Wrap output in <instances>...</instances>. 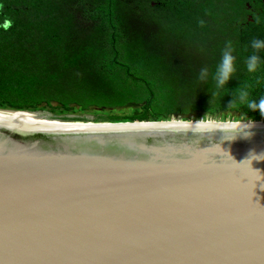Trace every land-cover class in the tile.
<instances>
[{
	"label": "water",
	"instance_id": "1",
	"mask_svg": "<svg viewBox=\"0 0 264 264\" xmlns=\"http://www.w3.org/2000/svg\"><path fill=\"white\" fill-rule=\"evenodd\" d=\"M236 122L68 121L0 109V264H105L14 259L13 251L243 253L264 226L241 180L244 163L264 155V120ZM251 167L262 178L253 202L264 207V160Z\"/></svg>",
	"mask_w": 264,
	"mask_h": 264
},
{
	"label": "trees",
	"instance_id": "2",
	"mask_svg": "<svg viewBox=\"0 0 264 264\" xmlns=\"http://www.w3.org/2000/svg\"><path fill=\"white\" fill-rule=\"evenodd\" d=\"M247 2L253 4L9 1L10 25L0 29V109L68 121L264 120L246 106L247 100L264 97V49L252 47L253 40H264V9L248 22ZM143 6L159 22L160 31L153 30L159 38L155 45L152 36L136 39L126 32L124 11ZM228 42L235 72L226 86L217 88L215 73ZM253 54L260 61L250 73L246 62ZM202 68L208 70L204 80L199 79ZM242 91L249 93L244 102L239 100Z\"/></svg>",
	"mask_w": 264,
	"mask_h": 264
},
{
	"label": "snow or ice",
	"instance_id": "3",
	"mask_svg": "<svg viewBox=\"0 0 264 264\" xmlns=\"http://www.w3.org/2000/svg\"><path fill=\"white\" fill-rule=\"evenodd\" d=\"M264 160V155L251 156L243 165L242 184L246 191V204L256 219L260 218L264 221V207L257 206L253 202L251 195L256 187V181L261 180V175L258 171H254L251 167L253 160ZM246 179V183L243 182ZM264 183L261 184V186ZM12 258L26 260H44V261H74V262H125L139 261L145 264H153L159 261H214V260H242L246 264H264V226L261 227L260 239L243 253L239 255H223L213 252H171L168 250H96V251H65V252H48L40 254H21L13 251Z\"/></svg>",
	"mask_w": 264,
	"mask_h": 264
},
{
	"label": "clouds",
	"instance_id": "4",
	"mask_svg": "<svg viewBox=\"0 0 264 264\" xmlns=\"http://www.w3.org/2000/svg\"><path fill=\"white\" fill-rule=\"evenodd\" d=\"M253 49L260 50L264 49V40L255 39L252 41ZM233 48L231 42H228L225 46V49L222 53L220 63L217 66V70L215 73V80L217 88H222L228 84V82L232 79L233 73L235 72V57L232 54ZM260 57L258 55H251L248 57L246 62L247 70L250 73H254L257 71L259 65ZM208 76V70L206 68H202L200 70L199 79L204 80ZM249 93L247 91H242L239 95V100L241 102L246 101ZM233 101H229L231 105ZM247 108L253 112H259L261 117H264V97H261L259 100H247L246 104ZM199 127L203 126L202 121H197ZM241 122L237 121L235 124V128H240Z\"/></svg>",
	"mask_w": 264,
	"mask_h": 264
},
{
	"label": "rangeland",
	"instance_id": "5",
	"mask_svg": "<svg viewBox=\"0 0 264 264\" xmlns=\"http://www.w3.org/2000/svg\"><path fill=\"white\" fill-rule=\"evenodd\" d=\"M154 4L155 2L151 3L152 6H154ZM147 13L148 10L144 6L139 8L136 12H134V10L131 9L125 10L124 19L127 18V21L125 23L126 32L127 34H130L131 37H134L136 39L142 38L143 40H146V38L152 36L151 44L155 45L159 41V38L158 39L154 38L153 30L155 29L156 32L160 31L159 22L157 21V17L151 16L150 14ZM72 19L75 29L79 30V25L76 22L79 19V15L75 14V16L72 17ZM80 23H82L83 25V22ZM88 116L92 117L90 114Z\"/></svg>",
	"mask_w": 264,
	"mask_h": 264
},
{
	"label": "flooded vegetation",
	"instance_id": "6",
	"mask_svg": "<svg viewBox=\"0 0 264 264\" xmlns=\"http://www.w3.org/2000/svg\"><path fill=\"white\" fill-rule=\"evenodd\" d=\"M9 1L12 0H0V29H6L10 25V19H8L7 17L8 10L10 9L11 6ZM246 1H252L253 4H250L248 2L245 3L246 12L244 18L246 21L252 22L253 15L256 14V12L264 9V0H246Z\"/></svg>",
	"mask_w": 264,
	"mask_h": 264
}]
</instances>
